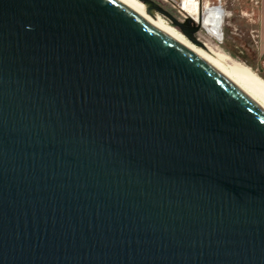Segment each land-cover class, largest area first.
Segmentation results:
<instances>
[{"label":"water","instance_id":"water-1","mask_svg":"<svg viewBox=\"0 0 264 264\" xmlns=\"http://www.w3.org/2000/svg\"><path fill=\"white\" fill-rule=\"evenodd\" d=\"M0 264H264V110L123 0H0Z\"/></svg>","mask_w":264,"mask_h":264},{"label":"bare ground","instance_id":"bare-ground-1","mask_svg":"<svg viewBox=\"0 0 264 264\" xmlns=\"http://www.w3.org/2000/svg\"><path fill=\"white\" fill-rule=\"evenodd\" d=\"M123 1L131 5L138 12L162 28L164 31L181 40L183 43L193 49L264 110V79L261 76L250 69H247L245 66L241 67V64H236V62L233 61L232 62L235 64L231 62L233 65H227L224 62L226 57L224 58L223 54L212 51L210 47H205V45H199L193 42L183 31L171 24L159 12H149L148 4L146 2L142 0ZM189 11L191 17H193L195 21L200 22L208 33L215 37L222 36L225 10L221 5L213 6L211 5L210 1H208L206 4L197 2L195 6L189 8Z\"/></svg>","mask_w":264,"mask_h":264},{"label":"rangeland","instance_id":"rangeland-1","mask_svg":"<svg viewBox=\"0 0 264 264\" xmlns=\"http://www.w3.org/2000/svg\"><path fill=\"white\" fill-rule=\"evenodd\" d=\"M208 1L213 6L221 5L225 10L222 36L211 35L203 26L196 36L205 47L223 54L227 65L239 63L241 67H247L264 79V54L258 47L257 38L254 37L258 34L259 22V5L256 0H205L204 4Z\"/></svg>","mask_w":264,"mask_h":264},{"label":"built area","instance_id":"built-area-1","mask_svg":"<svg viewBox=\"0 0 264 264\" xmlns=\"http://www.w3.org/2000/svg\"><path fill=\"white\" fill-rule=\"evenodd\" d=\"M167 10H169L178 20L185 21L186 18L191 17L189 8L195 6L197 2L203 4L205 0H154ZM259 5L260 0H256ZM256 42L259 43V32L254 35Z\"/></svg>","mask_w":264,"mask_h":264},{"label":"crops","instance_id":"crops-1","mask_svg":"<svg viewBox=\"0 0 264 264\" xmlns=\"http://www.w3.org/2000/svg\"><path fill=\"white\" fill-rule=\"evenodd\" d=\"M259 18H258V32H259V43L258 47L261 53L264 54V0H260L259 3Z\"/></svg>","mask_w":264,"mask_h":264}]
</instances>
